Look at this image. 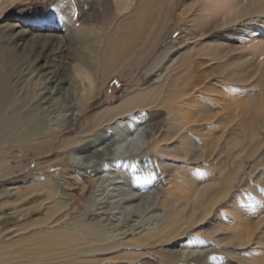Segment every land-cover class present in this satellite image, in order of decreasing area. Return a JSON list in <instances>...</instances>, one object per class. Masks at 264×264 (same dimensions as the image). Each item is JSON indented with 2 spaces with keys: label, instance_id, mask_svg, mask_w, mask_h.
Wrapping results in <instances>:
<instances>
[{
  "label": "bare ground",
  "instance_id": "obj_1",
  "mask_svg": "<svg viewBox=\"0 0 264 264\" xmlns=\"http://www.w3.org/2000/svg\"><path fill=\"white\" fill-rule=\"evenodd\" d=\"M22 1L0 0V167L12 149L68 163L90 151L96 161L77 171L82 211L57 200L47 178L37 190L48 219L3 228L15 212L0 211V264H97V254L112 252L124 254L117 264H208L219 254L227 264H264V0H111L103 8L111 15L95 12L84 25L68 20L77 0L11 11ZM115 75L133 86L92 111ZM233 89L250 98L252 111L239 104L222 118ZM52 110L67 116L48 120ZM113 125L129 138L115 141L114 151ZM212 130L216 145L207 142ZM127 142L136 149L123 169ZM119 179L106 189L115 186L113 193L97 195ZM133 194L137 204L154 195L153 221L128 227L117 218Z\"/></svg>",
  "mask_w": 264,
  "mask_h": 264
},
{
  "label": "rangeland",
  "instance_id": "obj_2",
  "mask_svg": "<svg viewBox=\"0 0 264 264\" xmlns=\"http://www.w3.org/2000/svg\"><path fill=\"white\" fill-rule=\"evenodd\" d=\"M52 1L53 0H47V1H45V0H24V1L16 4L11 9V11H13V12L20 11L23 8L25 9V7H30L33 10H37V9H40V8L46 6L48 3L52 2ZM83 4H85L87 6L86 7L87 10L85 9V11H82V9L80 7ZM110 4H111V0H81V1L77 0L71 5L72 7L67 6L68 7L67 15L69 14L68 17H70V19H68V20L72 23L74 22L75 24L78 23V24L84 25V24H86L92 20L91 18L95 14V12H96V16H98L100 18H106L111 14L105 13L103 8L104 7L106 8ZM51 12H52V14L55 15L54 19L56 21H59V16H56V14H57L56 11L53 9V10H51ZM10 13H12V12H10ZM97 27L102 29V26L99 23H97ZM178 36H179V32H176L166 42L163 43L162 47H165L166 45L170 44L171 41L178 38ZM244 69L249 70L252 68L250 66L249 67L245 66ZM134 77H135L134 78L135 81H138V82H140V84L143 85L144 80H145V75L142 74L141 71L137 72V70H135V76ZM112 80L113 81H111L109 83V85L103 90L101 98L98 99L92 105V107H91L92 111L94 109H96L100 104H112L113 102L114 103L117 102L119 99V96L124 94L125 91L129 87H131V85L133 86V83L122 78L119 75H115L112 78ZM212 86H213V84H212ZM233 92H234V94H236V96H235L236 98L235 97L232 98V106L229 108V110L224 111L227 114V116L222 117L221 114L219 115L222 118L233 115V113H234L233 110L236 109L239 104H241V106H243L242 109L247 108L248 111H252L251 107L249 106L250 101L248 100L250 98L247 96H244L243 94L240 95L239 90L233 89ZM207 97H208V95H202L198 98V100L201 103V106H204L202 104V102L204 103L205 99ZM215 99L220 100L219 97H215ZM205 106L207 107V105H205ZM241 106L239 105L237 110H240L239 107H241ZM206 107H205V109H206ZM219 108H220V106L217 104V106H216L217 112L218 111L220 112ZM231 111H232V113L229 114V112H231ZM214 113H216V112H214ZM65 114H66L65 110H63L62 112H57V113L52 110V111H50V113L47 114V116L49 115L48 120L58 119V121H60V120L62 121L64 119H61V118L64 117ZM133 122L134 121L130 119V120H127V122L122 123L120 126H124V128H128V126L132 125ZM203 127L204 126H197V129L202 130ZM210 127H212L214 129V127L212 125ZM112 128H114V129L113 130L109 129L112 132V136H113L111 143H109L110 147L115 141L118 142V144H119V142L121 140H123V141L129 140V138H126L121 134L120 128H116L115 125H113ZM144 130H145V126H142V127H140V129L137 132L140 134H143ZM215 132H216L215 130H212L211 132H208L209 136H206V137H208V140H211V141H207V142H212L214 145H216V142L218 141V139L215 140L212 137V135ZM74 134H76V132H74ZM98 137H100V136H98ZM214 137H218V136L216 135ZM85 145L86 144H84L83 146H85ZM220 145H221V147L224 146L222 141L220 142ZM113 148H114V146H113ZM113 148H112V151H114ZM122 149L123 150H120V152L122 153V155H126L127 159L126 160L122 159L120 161V166L123 169H129V168H131V166L133 164V160H131L134 157V156H132V152L135 151L136 146L133 144L131 145V142H127L125 147H122ZM11 151H13L11 153V156H12V154H15L16 151L17 152L20 151L22 153L19 154V152H18L16 154V156L19 155V158L18 157L17 158L16 157L11 158V156L8 155V157H9L8 164L4 168L0 167L1 168L0 169V176H1L0 177V191L2 192V193L0 192V211L4 212V213L15 212L13 219L10 222V224H3V226H4V227L2 226L3 228H6V227L12 228L13 225H17L24 220L28 224H40L45 219H48V215L46 214V211L44 210L45 202L44 203L42 202V200H44L46 198L45 193L43 194L44 190H39V191L37 190L39 188L40 181L43 182L46 180V178L48 181L49 188L54 190L55 193L57 192L56 193L57 194L56 196L58 197L57 200H63V201L65 200L69 205L72 204L71 206L76 205L78 212H80V211H82V209H84L85 205L83 203V199L81 198L80 195H78V192H77L78 184L81 182L80 177L77 174V171L86 172L85 164L87 163V164H89V166L91 164L90 167H92V165L95 163L96 159H95V157H93V155L90 151H88V153L80 152L79 153V159L76 161H73L71 163L66 162V159H65L66 156L64 158L65 160H63V158L59 159L57 157V154H54V153L48 154V155L44 154V155L38 156V154H36L32 149H22V150L12 149ZM222 157L226 158L227 156L223 155ZM86 161H88V162H86ZM248 161H245V163L247 164ZM124 163H126V164H124ZM137 165L138 166L142 165V160H138ZM137 165H136V168H139ZM120 166L116 169H120ZM146 167H147V165L144 166V168H146ZM7 174H8V176H7ZM126 174H128L129 179L132 180V169L126 171ZM150 179H152V180L154 179V181L152 183L153 190L155 188H157L158 184H159V186L161 185L159 178L157 179L156 177H154L152 175V177ZM121 180H124V179H121ZM249 181L250 180L248 178L247 182H249ZM119 182H120V179H119V181H115V182L114 181L107 182L104 185L105 187L102 186L100 188L101 191L98 192L97 195H99L101 193L104 195V197L110 195L111 193H113L112 189H114L115 186L109 187L110 189H109V191H107L106 189L108 188L109 183L117 184ZM237 182H238V180H236L234 182V185H236ZM244 184L245 183H243L241 185V187ZM13 187L14 188L18 187V192H17L18 194L15 193V194H17L16 196H15V194L13 195V193L10 194V192H9L10 188H13ZM76 187H77V189H76ZM241 187H239V188H241ZM239 188H237V190H240ZM114 194H117V193L114 192ZM135 197L137 199L138 195L133 194L131 196H127V198H131V200L134 199V201H131L134 203L133 204L129 203L131 205H129L126 210L121 209L119 211V214H121V215L117 216L118 219L119 218L123 219L124 225H126L128 227L129 226L131 227L134 224L143 225V224L149 223L155 219V216L158 212L156 209V206H155V202H153L154 195H152V198H150L149 201L146 200L145 202H143L141 204H137L138 199L136 200ZM151 200H152V203L150 202ZM134 204H137L138 209L132 208V206ZM68 208H69V206H68ZM21 212L24 214V218L20 219V221H19V220H17V218L19 217V214ZM75 213H76V211H75ZM5 220H8V219H5ZM129 223H130V225H129ZM244 226L246 227V228L244 227V229H245L244 231L250 232V230H252V229H250V226H251V228H253L252 224H246ZM241 227H242V224H241ZM247 227H248V230H247ZM196 238H199V237H196ZM196 238L192 239L193 244H197V243L201 242L199 239H196ZM225 255L219 254V255L211 258V259H207V260H210V261H208V264L209 263L210 264H227L228 255L227 254H225ZM122 258H124V254H118V253L112 252V253H108V254H97L91 261L93 263H97V264H117L119 261L122 262ZM223 261H224V263H223Z\"/></svg>",
  "mask_w": 264,
  "mask_h": 264
},
{
  "label": "trees",
  "instance_id": "obj_3",
  "mask_svg": "<svg viewBox=\"0 0 264 264\" xmlns=\"http://www.w3.org/2000/svg\"><path fill=\"white\" fill-rule=\"evenodd\" d=\"M113 81V80H112Z\"/></svg>",
  "mask_w": 264,
  "mask_h": 264
}]
</instances>
